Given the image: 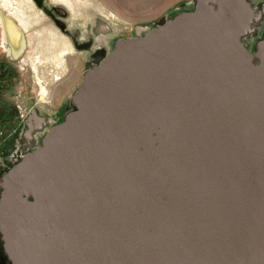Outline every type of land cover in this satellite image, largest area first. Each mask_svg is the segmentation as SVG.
<instances>
[{
  "label": "water",
  "instance_id": "obj_1",
  "mask_svg": "<svg viewBox=\"0 0 264 264\" xmlns=\"http://www.w3.org/2000/svg\"><path fill=\"white\" fill-rule=\"evenodd\" d=\"M260 16L195 0L89 65L0 176L7 264H264Z\"/></svg>",
  "mask_w": 264,
  "mask_h": 264
},
{
  "label": "rangeland",
  "instance_id": "obj_2",
  "mask_svg": "<svg viewBox=\"0 0 264 264\" xmlns=\"http://www.w3.org/2000/svg\"><path fill=\"white\" fill-rule=\"evenodd\" d=\"M41 1L44 7L33 0H0V10L23 29L25 40L22 53L10 56L0 20V176L23 154L39 146L45 131L61 122L72 108V93L87 69L84 64L99 62L117 39L140 35L181 11L193 9L195 3V0ZM250 2L261 15L254 22V33L247 37L252 41L248 48L254 50L264 30V0ZM60 7L66 12L63 23L67 31L60 28L59 18L63 15L57 20V16L53 19L46 12L47 8L55 11ZM71 29L77 36L90 34L95 43L105 48L94 59L88 49L79 50L72 44L68 37ZM89 49L92 53L94 47ZM34 110L36 113L31 115ZM54 113L62 116L53 120ZM7 262L0 239V264Z\"/></svg>",
  "mask_w": 264,
  "mask_h": 264
},
{
  "label": "flooded vegetation",
  "instance_id": "obj_3",
  "mask_svg": "<svg viewBox=\"0 0 264 264\" xmlns=\"http://www.w3.org/2000/svg\"><path fill=\"white\" fill-rule=\"evenodd\" d=\"M36 4H40L39 6H42V7H44V4L42 5V1L41 0H33ZM8 2H10V1H8ZM2 11V10H1ZM46 12L50 15V16H53V19H55L56 18V16H57V20H58V18H59V15H63L62 17H60L59 18V23L61 24V26H60V28H61V30H65V31H67L68 30V28H66L65 26H64V18H66V12H65V10H63V8L61 9V7L60 8H55V11L54 10H52L51 8L50 9H46ZM4 13V12H3ZM12 22H13V24H14V28H15V30L16 31H21V33H22V31H23V29L21 28V27H19L16 23H15V20H13L10 16H8V15H6ZM262 18V17H261ZM56 23V22H55ZM13 31V30H12ZM23 34V33H22ZM68 34H69V36L68 37H70V39H71V42H72V44L75 46V47H77L79 50H85V49H88V54L89 55H91V57H93L94 59H95V57L97 56V54H99L100 53V49H104L105 47L102 45V44H100V43H95V40L93 39L92 40V38H91V36H90V34H87V35H83V36H77L76 35V33H74L73 32V30L71 29L70 30V32H68ZM17 35V34H16ZM15 35V36H16ZM23 37H24V34H23ZM97 38V37H96ZM251 38H244V41H245V43H246V46L247 47H249V46H251V44H252V41L250 40ZM3 40L5 41V43H7L5 46H6V50H7V52L9 53V55L10 56H12V57H14L13 55H16L17 54V50H15L14 51V53H10V52H12L11 51V44L9 45L8 44V39H6V36L3 34ZM9 45V46H8ZM91 46H93L94 47V49H93V52L91 53V51H90V49L89 48H91ZM22 51L23 50H21L20 51V53H18L15 57H17V56H19L21 53H22ZM92 63H95V61H92V62H87L86 64H84L83 66H85L86 68H88V66L89 65H91ZM61 105V104H60ZM56 110V109H55ZM43 113H45L46 115H48V114H50V112H43ZM62 115H61V113H54V119L53 120H58V119H60V117H61ZM6 258H7V256H6Z\"/></svg>",
  "mask_w": 264,
  "mask_h": 264
},
{
  "label": "bare ground",
  "instance_id": "obj_4",
  "mask_svg": "<svg viewBox=\"0 0 264 264\" xmlns=\"http://www.w3.org/2000/svg\"><path fill=\"white\" fill-rule=\"evenodd\" d=\"M0 20L2 22L3 34L6 36V39H8V44H11L12 52L10 53H14L15 50H17V54L20 53V51L23 50L25 45L23 34L21 33V31L19 32L15 30L13 22L1 10ZM16 55L13 56L15 57Z\"/></svg>",
  "mask_w": 264,
  "mask_h": 264
}]
</instances>
